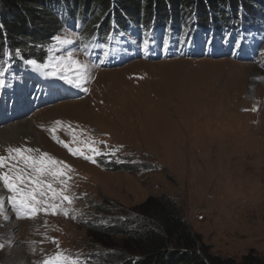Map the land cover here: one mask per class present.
<instances>
[{
    "label": "rangeland",
    "instance_id": "374dc122",
    "mask_svg": "<svg viewBox=\"0 0 264 264\" xmlns=\"http://www.w3.org/2000/svg\"><path fill=\"white\" fill-rule=\"evenodd\" d=\"M94 8L89 21L59 32L52 46L58 58H49L62 83L53 87L76 96L44 104L48 84L27 76L0 98V130L25 126L18 138L0 139V177L7 174L28 200L12 208L13 190L0 179V264H98L105 246L125 242L97 226L90 232L89 224L110 217L98 207L137 214L162 195L201 236L200 248L238 261L249 252L264 257V43L258 41L264 30L252 31L257 46L242 40L172 47L154 28L94 36ZM10 36L0 29V41ZM111 41L137 58L115 67L99 63L93 51L106 52L102 60L119 58ZM30 150L47 163L45 171L23 159Z\"/></svg>",
    "mask_w": 264,
    "mask_h": 264
},
{
    "label": "trees",
    "instance_id": "16d2710c",
    "mask_svg": "<svg viewBox=\"0 0 264 264\" xmlns=\"http://www.w3.org/2000/svg\"><path fill=\"white\" fill-rule=\"evenodd\" d=\"M262 5L264 0H0V29L11 34L10 39L0 41V78L5 71L11 75L6 53L16 66L12 74L23 75V61L46 62L48 47L59 32L79 20L89 21V10L94 7L93 14L99 20L92 25V35L99 37L119 25L137 32L154 28L183 36L182 25H192L185 39L195 34L204 43L229 38L238 45L242 40L253 41ZM104 166L131 170L129 164L104 162ZM108 208L106 203L98 207V213H110L102 219L108 222L89 224L88 228L93 234L100 230L102 234L122 235L125 242L120 247L105 246L98 254V264H264V257L253 252L238 261L213 255L206 245L200 248L201 236L193 233L176 203L166 195L151 198L137 214H119Z\"/></svg>",
    "mask_w": 264,
    "mask_h": 264
},
{
    "label": "bare ground",
    "instance_id": "6f19581e",
    "mask_svg": "<svg viewBox=\"0 0 264 264\" xmlns=\"http://www.w3.org/2000/svg\"><path fill=\"white\" fill-rule=\"evenodd\" d=\"M262 13H260V14H258V17H259V19H258V22H259V24H258V26H256V27H258V29H256V31L257 32H261L262 30H264V5H262ZM241 60H242V58H241ZM91 91V90H90ZM91 93V92H90ZM67 103V102H66ZM30 121V120H29ZM23 127H25V126H23V125H21L20 123L19 124H16V125H10V126H8V127H6L5 129H3V130H0V139H3V140H10V139H15V138H18L19 137V134H20V131L21 130H23L22 128ZM28 128H30L32 131H34L33 130V128L32 127H28ZM38 137H40V136H38ZM47 152V151H46ZM29 154H30V156H29V161H28V164H30V165H32V161L33 160H35V161H39V160H37V159H35L34 158V156H33V154L35 153V151L34 150H30L29 152H28ZM42 154V153H41ZM40 154V155H41ZM28 155V154H27ZM38 155V154H37ZM48 155V154H47ZM46 156V155H45ZM50 156V155H49ZM42 157V156H41ZM40 157V158H41ZM48 157V156H47ZM47 157H45L46 158V160L48 161V159H47ZM44 158V157H43ZM53 158V157H52ZM51 158V159H52ZM22 159V158H21ZM50 160V159H49ZM23 161V160H22ZM19 162V161H18ZM25 162V161H24ZM21 163V162H20ZM47 164V163H46ZM23 165V164H22ZM49 165H51V164H49ZM26 166V165H25ZM48 166V165H47ZM50 167V166H49ZM28 168V167H27ZM47 172V171H46ZM46 174V173H45ZM48 174V173H47ZM48 177V176H47ZM50 179V178H49ZM50 182V181H49ZM56 182V181H55ZM54 182V183H55ZM52 184V183H51ZM54 185V184H53ZM52 188V187H51ZM49 192V191H48ZM52 192V191H51ZM50 199V198H49ZM55 200V199H54ZM21 201H23V203H21V204H23V205H25V204H27L28 203V200H27V198H26V195H24V196H22L21 197ZM48 204V203H47ZM62 204V203H61ZM11 207L12 208H16V205L15 204H11ZM49 207V206H48ZM44 210V209H43ZM56 210V209H55ZM48 212V211H47ZM30 213H32V212H27L26 214H29L30 215ZM51 214V213H50ZM7 217H8V215L7 214H5ZM54 216V215H53ZM30 219V218H29ZM17 254V253H16ZM22 259V258H21Z\"/></svg>",
    "mask_w": 264,
    "mask_h": 264
},
{
    "label": "snow or ice",
    "instance_id": "6c2138e0",
    "mask_svg": "<svg viewBox=\"0 0 264 264\" xmlns=\"http://www.w3.org/2000/svg\"><path fill=\"white\" fill-rule=\"evenodd\" d=\"M68 58L71 59V56H69ZM29 63L35 65L36 62L35 61H29ZM52 75L55 76L56 73H52ZM60 79H65V77L60 76ZM66 82L69 83V84H73V86H75V87H81V85L79 83H75L74 84V82L72 80H66ZM14 151L17 154H20L21 150L20 149H15ZM23 159L28 161L30 158L29 157H23ZM2 160H3V157H0V161H2ZM51 163L54 164L55 161H52ZM32 167L37 173H40V172H43V171L46 170V163H45V161L43 159H41L39 161L33 160L32 161ZM47 170L51 171V169H47ZM60 174L61 173H59L58 171L57 172H53V175H60ZM0 179L3 180L4 185H6L9 190H14V181H13V179H10L7 174H5L2 177H0ZM15 179H19V177H16ZM49 188H51V185H49ZM32 198L34 199V197H32ZM64 199L67 200L68 197L65 196ZM21 203H23V201H21ZM32 211L35 212L36 209L33 208ZM44 264H52V262L51 261H45Z\"/></svg>",
    "mask_w": 264,
    "mask_h": 264
}]
</instances>
